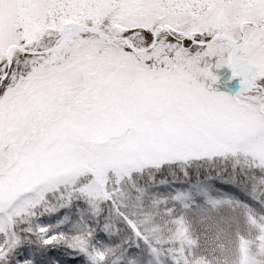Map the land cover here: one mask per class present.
<instances>
[{
  "label": "snow or ice",
  "instance_id": "obj_1",
  "mask_svg": "<svg viewBox=\"0 0 264 264\" xmlns=\"http://www.w3.org/2000/svg\"><path fill=\"white\" fill-rule=\"evenodd\" d=\"M264 264V0H0V264Z\"/></svg>",
  "mask_w": 264,
  "mask_h": 264
},
{
  "label": "trees",
  "instance_id": "obj_2",
  "mask_svg": "<svg viewBox=\"0 0 264 264\" xmlns=\"http://www.w3.org/2000/svg\"><path fill=\"white\" fill-rule=\"evenodd\" d=\"M204 264H208V262H207V261H205V262H204Z\"/></svg>",
  "mask_w": 264,
  "mask_h": 264
}]
</instances>
